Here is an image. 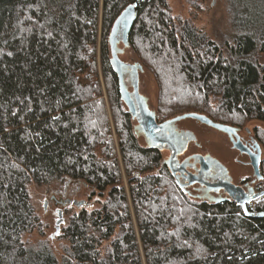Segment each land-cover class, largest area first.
I'll use <instances>...</instances> for the list:
<instances>
[{"label":"trees","instance_id":"1","mask_svg":"<svg viewBox=\"0 0 264 264\" xmlns=\"http://www.w3.org/2000/svg\"><path fill=\"white\" fill-rule=\"evenodd\" d=\"M136 1L0 0V264H264V218L247 217L235 202L189 199L157 152L135 139L110 33ZM228 4L235 35L218 43L174 18L168 1L146 0L129 47L140 39L145 58L158 62L162 95L201 99L202 111L190 114L242 129L264 123V0ZM101 12V65L120 152L128 177L140 173L129 195L94 72ZM185 103L176 108L188 111ZM257 134L264 150V132ZM62 180L108 195L61 228L59 258L28 188ZM255 211L264 213V198Z\"/></svg>","mask_w":264,"mask_h":264},{"label":"rangeland","instance_id":"2","mask_svg":"<svg viewBox=\"0 0 264 264\" xmlns=\"http://www.w3.org/2000/svg\"><path fill=\"white\" fill-rule=\"evenodd\" d=\"M171 9V14L174 18H182L185 21L190 20L194 26L209 36V38L218 43H223L224 41L231 40L235 35V31L232 26L231 15L229 13V4L228 0H205L199 3L198 6L191 3L190 0H166ZM100 16L99 22V39L97 40V60L94 65V72L97 75V83L102 90V98L106 108H107V116L109 123L111 125L112 136L114 140V145L119 161L120 170L122 172V179L125 192L129 195L130 192V184L129 177L125 170V165L122 159L121 150L119 146V137L117 135L116 129V117H115V108L111 104L110 95L108 89V85L110 84V79L107 80L105 75L103 74L102 63H101V55H100V43L103 32V19ZM136 47L125 48L123 44L119 45V49L122 51L120 58L125 63L130 64H139L143 66V73L140 76V90L143 95L148 97L150 107L153 110L158 111V116L161 120L174 118L176 116H181L186 112H195L196 110H201L199 106L202 107L203 103L201 99H191L187 97L183 93H179L177 91H173L169 89V96L162 95L160 91L159 79L157 78V71H159V67H157L158 62H152L151 60L145 58V52L143 51V45L140 39L136 40ZM159 66V65H158ZM168 88V87H167ZM166 91V90H165ZM165 96V97H164ZM166 98V99H164ZM164 99V101L162 100ZM197 100V101H196ZM188 105V111H183L180 108H176V103H184ZM123 103V102H122ZM205 105V104H204ZM216 104H211L210 107L206 106L204 108L209 109L213 108ZM123 107L128 112L126 106L123 103ZM202 111V110H201ZM129 113V112H128ZM242 126V131L244 132L246 129H249L253 134L259 137V131L264 132V123L259 121H249L248 123H244ZM187 126L197 136L199 143L202 146L204 152H208L214 157L220 158L226 165L229 166L231 172L236 176V179L240 177H245L250 175L251 172L249 168L237 164L235 161L239 157L236 152L232 150L230 147L229 141L220 133L215 130L208 128L206 126H198L192 120L184 121L180 124V126ZM142 147H145L143 140H137ZM202 150V151H203ZM240 159H243L239 157ZM69 183H75L77 186V190H75V194L73 198H77L79 201H85V203H91V207L85 208L89 211H93L102 207L103 203L107 200L108 193L105 191L103 194L99 192L94 193L92 188H89L87 185L79 182H73L71 180H62V181H54L50 182L46 185H36L30 184L28 190L31 198V202L34 205L38 216L42 219L47 238L50 239L54 251L57 253V256L61 258L60 249L66 244V241H62L59 239V235L56 236V224L59 220L57 206L52 203V196L57 193H63L65 191V187ZM68 189V188H67ZM72 198V197H71ZM192 199V198H191ZM196 201H201L197 199H192ZM48 203V204H47ZM48 205V208L46 207ZM55 206V207H54ZM255 204L252 205L254 208ZM81 210L76 206L66 208L63 211V218L65 223L61 226V228L65 227L72 215H75ZM60 228V229H61ZM35 238H38L37 235ZM107 245L105 244V247Z\"/></svg>","mask_w":264,"mask_h":264},{"label":"flooded vegetation","instance_id":"3","mask_svg":"<svg viewBox=\"0 0 264 264\" xmlns=\"http://www.w3.org/2000/svg\"><path fill=\"white\" fill-rule=\"evenodd\" d=\"M125 64H128L125 69V87L135 107V116L133 117L130 114L135 139H142L146 149L157 152L161 170H166L169 173L168 175H170L179 190L186 194L189 199L213 203L234 202L227 192V187L230 185L241 188L244 196L242 197L240 194H236V196L239 195L238 197L243 200L252 199L255 195L264 193V176L261 172L264 150L259 137L249 129L243 132L241 128L233 129V132L227 135L192 118L177 122H174V119L179 116L161 120L158 116V111L150 107L148 97L143 95L140 89L138 97L135 95V81L137 78L139 79L138 85L140 88L139 75L144 72L143 69H140L139 64ZM141 110L147 116H154L159 127L152 133V138L150 139L145 137L142 126H140L142 121ZM191 120L198 126H206L223 135L229 141L232 150L243 158L240 159L238 157L235 162L249 168L251 174L236 179L229 166L221 161L220 158L204 152L194 131L187 126H180L184 121L190 122ZM234 143L238 144L243 152L236 149ZM256 162H259L260 165V175L258 176L255 174L253 167ZM136 176L139 178L140 173L133 175L132 178H129V181H133ZM75 190H77L75 183H69L63 193H57L52 196V203L55 206L58 205V214L59 203L67 199L79 202L76 197L73 198ZM263 198L264 195L259 200L250 203L248 209H252L256 213L255 206L253 208L252 205ZM46 207L48 208V205Z\"/></svg>","mask_w":264,"mask_h":264},{"label":"water","instance_id":"4","mask_svg":"<svg viewBox=\"0 0 264 264\" xmlns=\"http://www.w3.org/2000/svg\"><path fill=\"white\" fill-rule=\"evenodd\" d=\"M146 0H138L136 1V3L134 5H131L129 7H127L122 13L121 15L118 17V19L116 20V22L114 23L113 27H111V33H110V53H111V63L112 66L117 74L118 77V81H119V90H120V96H121V102L124 103V105L126 106L127 110H128V114H131L133 117L135 116V107L133 102H131V98H130V94L128 92V90L125 87V69L128 67V64H125V62H123L120 58V55L122 53V51L119 49V45L123 44V46L125 48H129V37H130V33L134 27L135 21L137 19V16L139 13V9L141 7V4L144 3ZM140 69H143V67L141 65H139ZM138 81L139 79L137 78V80L135 81V86H134V91H135V95L138 97L139 95V85H138ZM141 116V125L142 129H143V133L145 134V137L147 138H152V133L159 128L157 126L156 120L154 118V116H147L145 114V112L143 110H141L140 113ZM187 118H192L195 119L199 122H201V124H205L207 126H210L218 131L224 132L227 135L231 134V132H233V128L229 127V126H225V125H221V124H217L214 123L211 119H209L208 117L204 116V115H199V114H186V115H182L179 116L177 118L174 119V122L176 121H181L183 119H187ZM234 147L238 150H240L241 152H243V150L241 149V147L234 143ZM254 167V171L255 174L258 176L260 175V165L259 162H256L253 164ZM78 184H82V183H78ZM85 185V184H84ZM227 192L230 196V198L237 203V205L242 209V211L244 212V214L249 217V218H264V213H254L251 212L248 209V205L250 203H253L257 200H259L260 198L263 197L264 193L259 194V195H255L252 199H248V200H243L240 199V197H238L239 195L236 196V194H240V196H244L243 191L241 190V188H238L236 186L230 185L227 187ZM48 204V203H47ZM60 205V209H59V214L57 215V217H59V220L57 221L56 224V236H58L61 232V226L65 223L64 218H63V211L66 208L69 207H73L76 206L78 209L80 208H89L91 207V203H85V201H75V200H71V199H67L65 201H63L62 203H59ZM58 208V205H57Z\"/></svg>","mask_w":264,"mask_h":264}]
</instances>
